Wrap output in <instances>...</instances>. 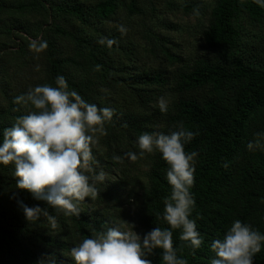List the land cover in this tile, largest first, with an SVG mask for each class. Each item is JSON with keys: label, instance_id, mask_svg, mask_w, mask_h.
I'll return each instance as SVG.
<instances>
[{"label": "trees", "instance_id": "obj_1", "mask_svg": "<svg viewBox=\"0 0 264 264\" xmlns=\"http://www.w3.org/2000/svg\"><path fill=\"white\" fill-rule=\"evenodd\" d=\"M161 1L165 11L194 20L202 44L185 53L168 35L144 25L146 55L159 61L153 66L129 39V27L122 36L118 26L104 22L114 21L121 8L130 19L143 20L149 8L157 19ZM161 19L158 28L176 30ZM38 37L48 42L39 54L29 49ZM104 37L119 45L101 46L97 41ZM57 75L89 103L115 110L105 124L107 135L93 149L95 170L106 173L105 181L97 184L96 197L77 202L78 216L65 215L18 190L14 166L0 165V264H37L48 256L75 264L71 248L108 227L125 222L141 237L156 226L169 227L162 219L171 193L168 164L158 152L135 162L125 153L139 152L135 141L142 133H168L178 124L194 133L185 151L199 153L190 218L204 243L193 249L174 229L177 256L186 264H211V241L235 219L264 233V151L246 148L264 132V7L254 0H0V138L32 110L14 98L37 85L55 86ZM162 96L166 112L158 106ZM17 201L47 208L56 227L43 216L28 221ZM149 259L163 264L162 250ZM254 264H264V247Z\"/></svg>", "mask_w": 264, "mask_h": 264}, {"label": "clouds", "instance_id": "obj_2", "mask_svg": "<svg viewBox=\"0 0 264 264\" xmlns=\"http://www.w3.org/2000/svg\"><path fill=\"white\" fill-rule=\"evenodd\" d=\"M264 7V0H254ZM117 30L126 35L128 28L123 24ZM111 49L119 41L104 37L97 41ZM48 48L47 40L37 38L29 43L34 53H43ZM39 70V65L36 66ZM13 103L30 104L32 110L18 117L11 127L2 130L0 138V165L14 166L16 188L24 190L34 199L47 206L63 210L65 215H79L77 202L98 195L97 184L105 181L106 173L96 171L93 149L102 136L107 135L105 124L110 122L115 110L89 103L75 90H69L66 78L57 75L55 86L49 84L30 88L26 94L16 96ZM161 112L168 109L167 98L158 100ZM194 133L183 124L168 133L145 132L136 138L139 152L125 153L129 161L135 162L145 153L158 152L168 164L166 180L171 193L164 198L162 219L169 227H154L141 237L128 223L108 227L96 232L91 238L83 239L70 250L75 264H152L149 259L155 250H162L163 264H186L177 256L173 246V231L180 230L179 240L187 242L193 249L204 243L197 230L196 221L191 219L195 200L190 191L194 184L195 150L186 152ZM248 151H264V132L246 145ZM114 159L120 160V156ZM28 221L45 217L52 228L56 218L47 208L39 205L29 207L17 201ZM125 225H128L126 227ZM264 247V233L246 222L235 219L225 233L211 241L214 253L211 264H254L255 254ZM37 264H57L54 256H48Z\"/></svg>", "mask_w": 264, "mask_h": 264}, {"label": "rangeland", "instance_id": "obj_3", "mask_svg": "<svg viewBox=\"0 0 264 264\" xmlns=\"http://www.w3.org/2000/svg\"><path fill=\"white\" fill-rule=\"evenodd\" d=\"M158 4V9L161 8L162 13H158L157 19H153L154 17L151 15H154L152 12L149 11V8L146 9V16L144 18L146 20H143L141 18L133 17V19H130L126 16V12L121 8L120 13L117 14L116 19L112 22H104V25H107L106 27H112L115 28L116 26L120 24H124L125 26L129 27L130 37L129 39L134 41L136 44H139L141 46L140 51L142 57L151 64L159 65L158 60L154 61V59L148 55H146V50L144 43L145 40L141 37V31L144 29V25H150L154 26V30H158L161 33L168 35L171 40H175L180 45L181 51H184L185 53H196L198 50H200L199 45L202 44L200 40L201 31L198 27L194 26V20L193 19H186L181 14L174 13L172 11H165L164 10V2L161 1V3ZM164 10V13H163ZM161 18H165L167 20H170L176 25V30L172 31H166V29L158 28ZM143 49V50H142ZM150 64V65H151Z\"/></svg>", "mask_w": 264, "mask_h": 264}]
</instances>
